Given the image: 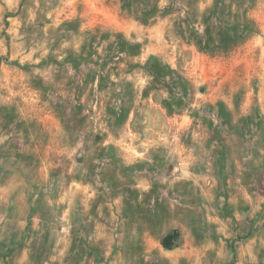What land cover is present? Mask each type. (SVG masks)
<instances>
[{
	"label": "rangeland",
	"instance_id": "1",
	"mask_svg": "<svg viewBox=\"0 0 264 264\" xmlns=\"http://www.w3.org/2000/svg\"><path fill=\"white\" fill-rule=\"evenodd\" d=\"M142 1L0 0V264H264V0Z\"/></svg>",
	"mask_w": 264,
	"mask_h": 264
},
{
	"label": "trees",
	"instance_id": "2",
	"mask_svg": "<svg viewBox=\"0 0 264 264\" xmlns=\"http://www.w3.org/2000/svg\"><path fill=\"white\" fill-rule=\"evenodd\" d=\"M121 1H122L121 7L123 9L126 8L127 10H130L132 8V5H133L134 2H141L142 6L145 5V4H143L144 1H142V0H121ZM217 4H218V0H216L215 6ZM157 11H158V6H157V4H154L149 9L142 7L141 13L142 14L148 13V14L154 15V14L157 13ZM139 19L142 20V21L145 20V18H143V17H141ZM229 28L234 29L235 28V24H231V25L227 26L225 29L228 30ZM209 29H210V24L206 25V27H205V30L207 31V33H208ZM220 30H223V29L221 28ZM116 36H117V39H118L117 44L119 46H121V47L126 46V48H128V47L132 48L133 47L132 44L127 43L120 36H118V34H116ZM208 38L211 39V36L209 35ZM164 67H165V64L162 63L161 61H159L156 57H151L150 58V60H149V68H150V70L152 71V73L154 74L155 77H158L160 75V73L164 70ZM162 244L164 246H166L167 248H171V244L170 245H166L164 241H162Z\"/></svg>",
	"mask_w": 264,
	"mask_h": 264
}]
</instances>
